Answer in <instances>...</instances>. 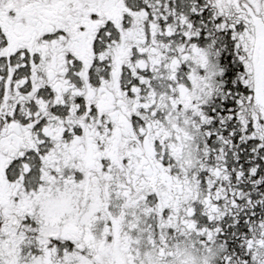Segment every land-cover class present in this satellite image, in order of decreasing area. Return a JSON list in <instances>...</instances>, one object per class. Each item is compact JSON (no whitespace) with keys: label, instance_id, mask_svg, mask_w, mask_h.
I'll return each instance as SVG.
<instances>
[{"label":"snow or ice","instance_id":"6c2138e0","mask_svg":"<svg viewBox=\"0 0 264 264\" xmlns=\"http://www.w3.org/2000/svg\"><path fill=\"white\" fill-rule=\"evenodd\" d=\"M0 264H264V0H0Z\"/></svg>","mask_w":264,"mask_h":264}]
</instances>
